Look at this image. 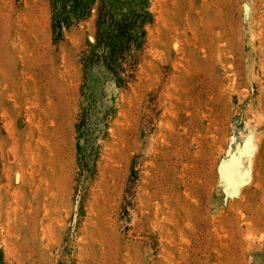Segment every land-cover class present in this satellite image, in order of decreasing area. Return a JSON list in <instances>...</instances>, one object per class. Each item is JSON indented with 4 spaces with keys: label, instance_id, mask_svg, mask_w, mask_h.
I'll return each instance as SVG.
<instances>
[{
    "label": "rangeland",
    "instance_id": "374dc122",
    "mask_svg": "<svg viewBox=\"0 0 264 264\" xmlns=\"http://www.w3.org/2000/svg\"><path fill=\"white\" fill-rule=\"evenodd\" d=\"M146 2L117 83L0 0V264H264V0Z\"/></svg>",
    "mask_w": 264,
    "mask_h": 264
},
{
    "label": "trees",
    "instance_id": "16d2710c",
    "mask_svg": "<svg viewBox=\"0 0 264 264\" xmlns=\"http://www.w3.org/2000/svg\"><path fill=\"white\" fill-rule=\"evenodd\" d=\"M53 30L60 37L71 17L79 19L91 11L95 0H51ZM97 40L89 57L85 60L89 74L95 67H101L117 83H122L119 71L131 57L133 47L139 46L144 25L150 14L146 0H100ZM91 77V76H89Z\"/></svg>",
    "mask_w": 264,
    "mask_h": 264
}]
</instances>
